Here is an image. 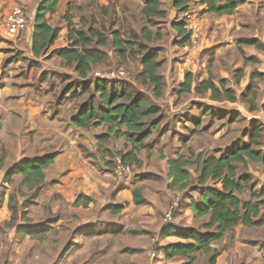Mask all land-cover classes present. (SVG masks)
<instances>
[{"label":"rangeland","instance_id":"obj_1","mask_svg":"<svg viewBox=\"0 0 264 264\" xmlns=\"http://www.w3.org/2000/svg\"><path fill=\"white\" fill-rule=\"evenodd\" d=\"M146 1L61 0L59 5L67 6V12L72 23L74 25L78 23L79 25L78 28L74 27L75 29L88 35L87 29L93 27L104 37V44H96L95 42L98 38L93 37L92 43L87 46L93 47L100 52V62L93 65V68L99 75H104L107 83L115 82L116 86L123 85L130 87L134 92H143L149 101L154 104L157 103L159 98V101L165 106L168 95L164 91L167 89V78H169H166L165 75L168 73L170 65L175 61H184L186 56L185 51H188L187 49L191 48L194 42L188 41L186 49L180 44L177 32L172 28L171 23L175 20H183L186 16L185 14H178L179 10L174 8L172 4L173 0H157L159 4L158 10L163 11V13L151 15V23L146 22L142 13ZM195 4L193 2L189 3L190 10H195L192 12L193 19L196 20L198 17L202 20V24L205 20L208 22V25L207 22L199 25L200 32L198 33V37L208 27H212V30H207L204 33L205 45L200 51L198 59L199 67L195 70V74L193 73L195 80L197 81L199 77L200 81L205 80L208 76L216 84L219 83V80H224L226 86L234 88L237 93V100L239 101L236 100L237 103L234 104L227 100H211L207 94H201V97H199L194 92H179L178 84L174 82V76L171 75L169 83L175 86L173 90L175 97L180 99V101L185 100V98L191 99L188 101L187 106L177 110L170 111L165 107H160L162 114L158 125L166 122L164 129L166 130L165 139H167L172 132L180 136L181 131L191 132L194 123H196L197 125L195 126L199 127L200 130L196 133V141L192 142L190 147H194L196 144L200 146L206 144L202 152L207 156H218L224 150L223 147L226 144L229 145L235 141L246 142L252 127L258 122L255 120L250 123L248 117L253 116V111L262 109L259 98L264 92V48L259 49L253 45L244 44L243 39L238 38L247 35L244 33V29L246 28L242 27H240L237 33H232L231 35L237 41L233 43V41L225 39L223 34L217 31L219 29L218 21L212 19L216 15L213 13L203 15V11H200ZM250 11L251 8L243 10V12L249 14L248 16L257 18V15L261 14L263 10L259 12L256 9L252 15H250ZM252 17H244L242 23L250 24L251 22L249 21L251 20L254 23L256 19ZM62 20L65 23L66 18H62L61 20H57L56 18L53 24L63 22ZM143 28L150 33L147 34V38L142 33ZM263 32L264 30L260 29L258 31L259 36ZM115 35H118L123 44L126 41H133L132 48H129L125 44L127 50L124 53L116 49L113 44V37ZM211 37L215 38L214 41L210 40ZM258 41L264 45V42L259 39ZM219 45L220 48H218ZM148 50L156 52L157 59L161 61L158 72L163 76L165 85L162 96L158 98L153 96L151 86L149 84H141L139 79V73L142 70L140 62L141 54ZM132 51L134 52L132 53ZM195 64H198L196 60ZM239 69L242 70V77L238 75ZM119 71H123V73L120 74ZM247 73L251 77L249 81L247 80ZM54 75L57 81L62 80L64 77L63 74L55 73ZM202 76H204V79ZM94 77L96 76H91L90 80L86 79L88 81H83L75 76L68 82L72 85L76 94L85 83L87 87H90V83L94 82ZM250 83L253 85V90L257 92L255 104L258 106V109L256 108L255 110H250L248 105L240 100L241 92ZM92 91H94L93 86L92 90L90 87L88 93ZM173 92L171 91L170 93L173 95ZM196 97L204 99V103H202L204 111L202 112L200 109L194 110L189 105ZM85 98H88V94ZM117 139L115 138V141ZM259 141L260 144L253 147L264 151L263 132H261ZM174 145H177V143H172L173 149ZM221 145L222 147H220ZM180 149L178 148L176 156H179L181 152L187 156L182 155L183 158H192L193 154L188 156L191 153L189 152L191 151L190 149ZM131 166L129 176L125 179L118 178L112 169L111 174L114 181L123 183L120 185L130 189V193L128 192V195L122 197L121 201H132V190L134 188L140 189L143 201L139 204L133 202V207L128 202H125L126 211L123 212L120 221L124 223L125 229L123 230L121 227L114 226L117 228L113 227L114 232L111 234L107 233L110 235L105 238L102 235L96 236L97 233L93 232L94 227L90 229L84 225L79 227L82 223L79 220L78 211L74 208L62 206L59 212H54L51 209V202L49 204L34 205L36 198L34 201L29 200L30 192H26V212L22 210V207H17V214L26 213V264L182 263L185 260L184 258H170L166 256L165 248L171 240L169 238L176 236L168 234L169 230L167 229L171 228L170 231L180 229L184 224L193 225L194 228L201 232L206 231L203 223L208 221V215L199 217L191 211L192 218H190L184 211L180 210V205L183 206L187 200H190L189 194L191 193L194 197L198 198V192H191L189 188L180 189L177 186H172L171 182H166L163 171H161L162 174H157L146 171L147 169H144L140 164L136 167ZM234 166L239 176H247L246 181L238 179L245 187L239 197L242 200L264 201V164L248 161L247 166H242L241 163H234ZM192 171L198 175L196 169H192ZM189 180L195 183L196 178L190 173ZM215 184L220 185V182H215ZM171 206L175 207V211L167 217ZM117 207L122 208V206ZM103 212L114 214L112 210L101 211L100 213ZM58 217L59 219L56 221ZM116 218L119 217L117 216ZM94 226L96 225L94 224ZM254 231L256 235L264 236V225L260 228L256 226ZM263 245L264 243H262ZM209 255V252L196 253V258L192 264L207 263Z\"/></svg>","mask_w":264,"mask_h":264},{"label":"crops","instance_id":"obj_2","mask_svg":"<svg viewBox=\"0 0 264 264\" xmlns=\"http://www.w3.org/2000/svg\"><path fill=\"white\" fill-rule=\"evenodd\" d=\"M39 1L0 0V264H26V219L17 214L15 222L10 224L12 210L9 203L16 207H22V210L26 212L24 203H26L28 190L22 184L21 174L15 173L9 179L6 178L7 172L24 158H33L47 152H57L53 162L43 171L44 181L34 205L51 202V209L54 212H59L62 206L74 208L78 211L79 220L82 223L79 227L82 225L87 226L88 229L94 227L93 232L97 233L96 236L102 235L105 238L114 232V226L124 230V223L120 221L123 212L126 211L125 202H128L132 207L134 206L133 194L132 201H121L122 197L128 195V192L130 193V189L120 185L123 183L114 181L111 165L108 163L111 154L120 150L129 151L131 149L130 145L125 149V138L120 136L115 141V137H113L110 142L101 144V148L98 150L100 143L96 137L106 132V125L102 123L96 127L81 128L71 123L73 114L79 105L86 100L84 97L87 94L89 96L90 93H88L89 90H85L86 84L82 86L81 90L77 88V93H74V88L68 81L75 76L79 77L73 66H67L65 60L57 54L58 50L71 44L67 36L69 31L67 20L65 23L62 20L63 22L53 24L54 19L65 18L68 11L66 5H59L61 0H59L53 13L46 14L48 24L56 31V38L42 54L34 55L32 51L34 19ZM198 1L190 0L189 3H196L195 5L201 11L204 9V5L199 4ZM15 5H21L24 8L27 24L23 31L11 35L5 31L2 14ZM247 8H251L250 15L256 9L259 12L263 11L257 15V18H254L243 12ZM190 11L194 12L195 10ZM206 14L209 13L203 15ZM67 15L71 22L70 27L78 28V23L74 25L69 14ZM262 16H264V0H247L246 3L238 6L233 14L216 15L212 19L219 23L217 31H220L225 39H229L233 43L237 39H233L231 35L237 33L240 27L246 28L244 33L247 35L240 36L239 39L252 37L264 42V32L261 36L258 34L260 29L264 30V17ZM244 17H252L256 20L254 23L252 20H246L251 22L250 24L242 23ZM196 21L199 25L207 22L205 20L202 24V20L198 17ZM207 30H212V27H208L200 37L197 36L194 45L188 48V51L184 50L186 56L183 62L175 61L170 65V69L165 75L166 78L169 77L167 78V89L164 91L168 95L167 102L164 106L158 98L156 104L159 107H165L172 111L187 106L191 98L180 101L175 97L173 92L175 86L169 83V79L171 75L174 76L173 79L178 84L179 91V84L184 80V71H193V74L199 67L198 59L200 51L205 45L204 33ZM214 39L211 37L210 40L214 41ZM55 73L63 74V79L57 81ZM96 73L92 66L86 79L90 80L91 76L93 77ZM247 74L249 81L251 77L249 73ZM202 77L204 79V76ZM96 78L94 77V80ZM199 79L197 81H200ZM81 80L85 81V79ZM197 81L193 82V88L190 92L195 93L194 87ZM92 86L94 87L93 82L90 83L91 90ZM171 91L174 93L173 95L170 93ZM91 94H95V98L99 99V94L95 91H92ZM203 94H207L209 98V92ZM200 95L197 94L201 97ZM199 97L194 98V101L190 102L189 105L194 110L200 109L202 112L204 111L202 105L204 99ZM259 99L262 107L264 92ZM165 124L166 122L151 130L150 136L145 140V148L140 150L137 156L139 164L147 169L146 171L157 174H162L161 171H163L166 182L170 183L171 178L167 177L168 160L177 157L178 148H181L180 150L190 149L189 152L191 153L188 156L193 154L190 158L193 161L195 156L204 150L206 144L204 146L196 144L194 147H190L191 143L196 141V133L200 130L199 127L195 126L196 123H194L191 132L179 131L181 136L172 132L167 139H165ZM172 143H177L174 145V149ZM179 155L184 154L180 152ZM133 166L136 167L134 164ZM186 169L194 178L197 177L196 173L192 171V169H196V165L193 164ZM117 206H122V208L114 214L100 213L101 211L116 209ZM180 210L192 218L190 200H187L183 206L180 205ZM58 219L59 217L56 218V221ZM261 226L257 227L260 228ZM191 227L194 226L183 224L177 230H185ZM255 227L238 224L232 230H228L220 240L215 241L211 245L216 251L213 264H264V245L262 246L264 236L256 235ZM169 239H171L169 244L187 241L178 236Z\"/></svg>","mask_w":264,"mask_h":264},{"label":"trees","instance_id":"obj_3","mask_svg":"<svg viewBox=\"0 0 264 264\" xmlns=\"http://www.w3.org/2000/svg\"><path fill=\"white\" fill-rule=\"evenodd\" d=\"M58 2L59 0H40L37 4L32 37L34 55L42 54L57 36L55 29L48 24L46 14L53 13ZM189 2L190 0H173L172 4L180 12H188L190 11ZM246 2L247 0H199V4L204 5L203 13H213L218 16L233 14L238 6ZM158 5L157 0L146 1V5L142 9L146 22H152L151 15L163 13V11L158 10ZM67 14L68 12L65 14L69 28L67 36L71 44L58 50L57 54L65 60L67 66H73L80 79L88 81L86 80L88 73L93 65L100 62L101 54L97 49L87 45L92 43L93 37L98 38L96 44H104V37L93 27L87 29L88 35L73 27L71 28V22ZM171 25L177 32L180 44L186 45L189 41V33L185 28V22L175 20ZM142 33L146 38L147 34H150L144 28ZM242 41L244 44L253 45L259 49L264 48L263 43H260L257 38H243ZM132 42L126 41L125 44L132 48ZM113 44L116 49L123 51L122 53L127 50L118 35L113 37ZM140 62L142 65V70L139 73L140 83L143 85L149 84L154 97L162 96L165 83L163 76L158 72L161 61L157 59L156 52L153 50L145 51L141 54ZM238 75L239 77L243 75L242 70H238ZM194 81L195 78L192 72H186L184 80L179 84V92H190ZM93 85L94 91L99 94V99L97 100L95 94L90 93L73 114L71 123L81 128L105 124L106 132L96 137L100 143L98 150H100L101 144L109 142L113 137L120 136L125 138V149L128 145L131 146L129 151L120 150L115 154H111L108 163L112 166V158L118 154L129 165L138 166L139 159L137 155L140 150L145 148V140L161 119L160 107L150 102L143 92H134L130 87L123 85L116 86L115 82L107 83L105 79L96 78ZM89 89L90 87H86L85 90ZM194 89L197 94L209 92L211 100L234 102L238 99L235 90L226 86L224 80H219V83L216 84L209 76L205 80L197 81ZM241 93L240 100L246 103L250 110L258 109L255 104L257 92L253 90L251 83ZM262 109H264V104ZM261 132H263L262 126L257 122L252 127L246 142H232L224 148L219 156H207L203 152H199L193 161L190 158H183L182 155L173 160H168L169 170L167 176L171 178V185L180 189L189 188L191 192H198V198H194L191 193L189 194L190 208L196 216L208 215L209 219L203 223V227L206 229L204 232L194 227L169 231L168 234H175L187 241L168 244L165 248L166 256L184 258L185 260L180 264H192L196 258V253L209 252L208 263L213 264L216 251L211 245L220 240L228 230H232L238 224L247 227L264 225V201L242 200L239 197L245 187L238 179L246 181L247 176H239L234 166V163L247 166L248 161L264 164V151L253 147L260 144ZM56 155L57 152H47L33 158H24L7 172L6 178L9 179L15 173L21 174L22 184L30 192L29 200L34 201L44 181L43 171L53 162ZM193 164L196 165L198 173L195 183L189 180L190 173L186 169L188 165ZM215 182H220V186ZM132 194L135 204L143 201L139 188H134ZM9 205L12 210L10 220V224H12L16 220L17 207L11 203ZM24 205L26 206V203ZM120 209L121 207H117L112 209V212H118ZM21 215L26 219V213Z\"/></svg>","mask_w":264,"mask_h":264},{"label":"built area","instance_id":"obj_4","mask_svg":"<svg viewBox=\"0 0 264 264\" xmlns=\"http://www.w3.org/2000/svg\"><path fill=\"white\" fill-rule=\"evenodd\" d=\"M178 14H185L186 18L183 19L185 22V28L187 32L189 33V42L193 43L195 42L198 33L200 32V27L198 22L193 19V14L191 11L188 12H180L178 11ZM2 21L5 27V31L8 34L16 35L17 33H20L23 31V29L26 27L27 24V15L24 10V8L21 5H15L11 7L6 13L2 14ZM185 48L188 47V45L184 46ZM120 74L123 73V71H119ZM97 78L104 79V75H99L97 72L95 75ZM253 116H249V122L257 120L263 129L264 133V110L259 109L256 112L252 114ZM251 118V119H250ZM113 165L111 167L113 173L120 179H125L129 176L130 168L132 167L127 162H125L120 155H115L113 158ZM173 211H175V207L171 206L167 217L170 216V213L172 214Z\"/></svg>","mask_w":264,"mask_h":264},{"label":"clouds","instance_id":"obj_5","mask_svg":"<svg viewBox=\"0 0 264 264\" xmlns=\"http://www.w3.org/2000/svg\"><path fill=\"white\" fill-rule=\"evenodd\" d=\"M187 45V44H186ZM185 46V45H184ZM259 110V109H258ZM262 110H264V109H262ZM255 121V120H254ZM118 155V154H117ZM115 156V155H114ZM112 167V166H111Z\"/></svg>","mask_w":264,"mask_h":264}]
</instances>
